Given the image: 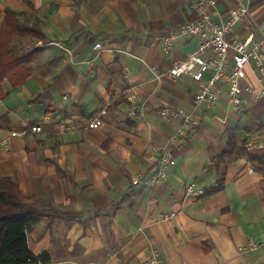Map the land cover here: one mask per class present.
Here are the masks:
<instances>
[{
	"label": "crops",
	"instance_id": "1",
	"mask_svg": "<svg viewBox=\"0 0 264 264\" xmlns=\"http://www.w3.org/2000/svg\"><path fill=\"white\" fill-rule=\"evenodd\" d=\"M244 4L247 23L233 34L264 38V0H217L213 16ZM193 19L185 0H0V52L43 48L25 83L3 84L0 143L43 117L45 130L12 138L0 178H13L35 212L28 246L47 264H147L153 251L163 264H264V150L245 148L264 143V97L248 94L236 110L224 93L207 109L189 77L154 78L198 48L187 37L164 50V37ZM34 23L31 35L18 28ZM131 88L147 101L144 119L128 115ZM167 107L195 112L199 124L170 145L164 180L134 185L153 175L184 124L163 117ZM104 109L103 126L88 129ZM61 120L74 130L59 134ZM191 183L206 194H188Z\"/></svg>",
	"mask_w": 264,
	"mask_h": 264
},
{
	"label": "built area",
	"instance_id": "2",
	"mask_svg": "<svg viewBox=\"0 0 264 264\" xmlns=\"http://www.w3.org/2000/svg\"><path fill=\"white\" fill-rule=\"evenodd\" d=\"M185 1L192 9L194 19L172 30L164 37V50L166 53H170L177 39L187 37L197 38L199 41L198 48L186 59L174 63L168 70L154 73L155 80L161 83L165 78L177 80L189 77L198 85L194 96L195 103L197 106L204 105L207 109L215 107L224 93L228 95L230 105L236 110L243 107L245 96L248 94L257 98L264 97V38H257L252 32H248L244 36L233 34V29L237 24L247 23L250 5L244 4L231 9L225 19H215L213 14L217 12V0ZM54 44L71 56L72 53L68 48L59 43ZM95 48L102 49L103 45L98 43ZM251 79L254 80L255 85L250 83ZM255 86L258 91L255 90ZM129 103V117L144 119L147 101L142 99L135 88L130 89ZM107 114V110L104 109L89 121L88 129L93 130L102 127ZM160 114L165 118L180 117L184 124L170 135L153 175L145 181H141L140 178L133 179L134 185L143 183L145 186L153 188L164 180L169 168L175 165L170 145L185 138L188 131L199 124L195 118V112L167 107L162 109ZM45 125L46 117H43L22 131H12L0 143V152L9 147L14 137L42 134ZM56 128L57 132L62 135L74 130L68 120L57 122ZM245 148L247 151L264 150V143L251 140L245 144ZM187 193L203 196L206 191L198 188L196 183H191L187 187ZM170 218V215L164 217L165 220ZM147 264H163L157 251L151 253Z\"/></svg>",
	"mask_w": 264,
	"mask_h": 264
},
{
	"label": "trees",
	"instance_id": "3",
	"mask_svg": "<svg viewBox=\"0 0 264 264\" xmlns=\"http://www.w3.org/2000/svg\"><path fill=\"white\" fill-rule=\"evenodd\" d=\"M15 13L9 11L7 22ZM8 22V23H9ZM38 26L19 25V29L26 35L34 33ZM42 47H34L22 54L11 51L0 52V100L8 96L4 93L3 84L10 79L13 87L25 83L32 75L35 59L42 52ZM234 130L229 136L233 138ZM220 187V186H219ZM219 187L212 189L216 191ZM33 213L28 209L25 198L17 182L10 177L0 178V264H47L46 253L35 256L29 249L27 231L33 221Z\"/></svg>",
	"mask_w": 264,
	"mask_h": 264
}]
</instances>
